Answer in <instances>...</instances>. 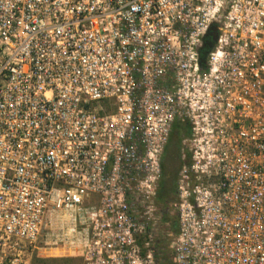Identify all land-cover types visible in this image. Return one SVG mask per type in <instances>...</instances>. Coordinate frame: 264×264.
<instances>
[{
  "label": "built area",
  "instance_id": "obj_1",
  "mask_svg": "<svg viewBox=\"0 0 264 264\" xmlns=\"http://www.w3.org/2000/svg\"><path fill=\"white\" fill-rule=\"evenodd\" d=\"M176 121L172 264H264V0H0V264H158Z\"/></svg>",
  "mask_w": 264,
  "mask_h": 264
},
{
  "label": "trees",
  "instance_id": "obj_2",
  "mask_svg": "<svg viewBox=\"0 0 264 264\" xmlns=\"http://www.w3.org/2000/svg\"><path fill=\"white\" fill-rule=\"evenodd\" d=\"M189 135H190L189 126L187 124L181 123L180 121H176L173 126L170 137V142L172 143L174 151H176L177 153L181 152L183 139L188 137ZM162 169H163V176L158 190L157 202L159 205L164 206L167 210L163 214L162 217L163 221L170 225L169 228L173 233H177L179 230L178 217L176 215H171L172 213L169 210L170 203L172 202V199L175 196L177 177L175 179H172L171 182H169L166 177V173L164 172L165 167L163 161H162ZM155 258L158 264H172V259L168 261V259L165 258L164 260L161 261L158 255H156ZM62 261L65 264H77L76 259H63ZM50 262H58V261L56 260L49 261L43 259L42 257L36 256L34 258L33 264H47Z\"/></svg>",
  "mask_w": 264,
  "mask_h": 264
},
{
  "label": "rangeland",
  "instance_id": "obj_3",
  "mask_svg": "<svg viewBox=\"0 0 264 264\" xmlns=\"http://www.w3.org/2000/svg\"><path fill=\"white\" fill-rule=\"evenodd\" d=\"M163 161V160H162ZM166 165L168 166V163L166 161ZM176 199V196L173 197L172 202ZM158 206V213H157V223L154 228V232L152 234V239L153 242L151 244V247L154 249L155 252V257L156 255L159 256V259L162 261L165 258L169 260L172 259L173 257V250H172V242H173V237L170 235L171 230L167 223L163 221V214L167 211L166 208L162 205H159L157 202ZM171 211V210H170ZM175 215V213L171 214ZM143 241V239H142ZM39 246L42 248L40 250V253L42 255L43 259L46 260H56L58 262H50L47 264H65L63 263V259H76L77 264H82L81 260L79 258H69V257H61V256H56V250L50 248V249H44L45 246L42 243L39 244ZM47 248V247H46Z\"/></svg>",
  "mask_w": 264,
  "mask_h": 264
},
{
  "label": "flooded vegetation",
  "instance_id": "obj_4",
  "mask_svg": "<svg viewBox=\"0 0 264 264\" xmlns=\"http://www.w3.org/2000/svg\"><path fill=\"white\" fill-rule=\"evenodd\" d=\"M166 161L168 163V166L166 165ZM186 164L191 165L192 164L191 159L190 158L184 159L182 156V151L179 153L174 151L172 143L169 140V143L166 146V149L164 152V167H165L164 172L166 173V177L169 182H171L172 179H175L177 177L175 194H176L177 187H178L180 171L182 167ZM159 187H160V184H159Z\"/></svg>",
  "mask_w": 264,
  "mask_h": 264
},
{
  "label": "water",
  "instance_id": "obj_5",
  "mask_svg": "<svg viewBox=\"0 0 264 264\" xmlns=\"http://www.w3.org/2000/svg\"><path fill=\"white\" fill-rule=\"evenodd\" d=\"M208 38L209 39L206 41V43H204L201 46L200 63L202 68L206 67L208 54L211 52V50L214 48L215 44L217 43L218 29L216 26H213L211 28L210 32L208 33Z\"/></svg>",
  "mask_w": 264,
  "mask_h": 264
},
{
  "label": "crops",
  "instance_id": "obj_6",
  "mask_svg": "<svg viewBox=\"0 0 264 264\" xmlns=\"http://www.w3.org/2000/svg\"><path fill=\"white\" fill-rule=\"evenodd\" d=\"M163 162H164V157H163Z\"/></svg>",
  "mask_w": 264,
  "mask_h": 264
}]
</instances>
